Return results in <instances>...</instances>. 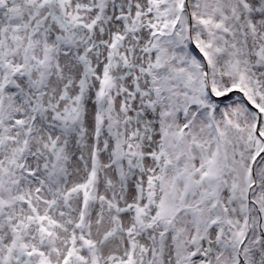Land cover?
Returning <instances> with one entry per match:
<instances>
[{
  "label": "snow or ice",
  "instance_id": "obj_1",
  "mask_svg": "<svg viewBox=\"0 0 264 264\" xmlns=\"http://www.w3.org/2000/svg\"><path fill=\"white\" fill-rule=\"evenodd\" d=\"M0 264H264V0H0Z\"/></svg>",
  "mask_w": 264,
  "mask_h": 264
}]
</instances>
